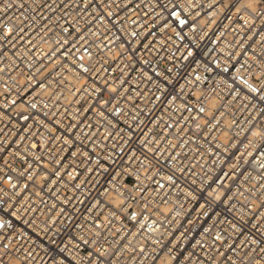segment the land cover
Wrapping results in <instances>:
<instances>
[{"label": "built area", "instance_id": "built-area-1", "mask_svg": "<svg viewBox=\"0 0 264 264\" xmlns=\"http://www.w3.org/2000/svg\"><path fill=\"white\" fill-rule=\"evenodd\" d=\"M248 1L0 0V264H232L264 241Z\"/></svg>", "mask_w": 264, "mask_h": 264}, {"label": "snow or ice", "instance_id": "snow-or-ice-1", "mask_svg": "<svg viewBox=\"0 0 264 264\" xmlns=\"http://www.w3.org/2000/svg\"><path fill=\"white\" fill-rule=\"evenodd\" d=\"M254 3H264V0H250L249 6ZM23 7V5H21ZM184 21L181 20V24H183ZM12 28L5 26L4 31V37L8 38L12 35ZM227 71V70H225ZM203 110V109H202ZM25 120L28 119V117H24ZM260 133H264V129H261L259 131ZM209 196H211V192H209ZM217 240L221 239V237H216ZM253 243H257L255 239L253 240ZM230 249L235 251V246H230ZM112 255H115L113 253ZM218 255L225 256V259H231L232 264H264V241H260L258 243V246L254 249L249 248L248 251H241L238 253L240 259L237 261L235 257H227L225 253L218 252ZM107 256V249L104 248H98V250L95 253H90L88 257L87 264H93V261H95V264H112V261L110 258H105Z\"/></svg>", "mask_w": 264, "mask_h": 264}, {"label": "clouds", "instance_id": "clouds-1", "mask_svg": "<svg viewBox=\"0 0 264 264\" xmlns=\"http://www.w3.org/2000/svg\"><path fill=\"white\" fill-rule=\"evenodd\" d=\"M254 136H264V133H260V132H255L253 133Z\"/></svg>", "mask_w": 264, "mask_h": 264}, {"label": "bare ground", "instance_id": "bare-ground-1", "mask_svg": "<svg viewBox=\"0 0 264 264\" xmlns=\"http://www.w3.org/2000/svg\"><path fill=\"white\" fill-rule=\"evenodd\" d=\"M248 3L250 4V0L248 1ZM251 5H255V3L254 4H251Z\"/></svg>", "mask_w": 264, "mask_h": 264}]
</instances>
